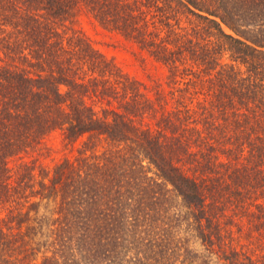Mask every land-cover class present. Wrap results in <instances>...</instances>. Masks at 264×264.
I'll use <instances>...</instances> for the list:
<instances>
[{"label": "trees", "instance_id": "16d2710c", "mask_svg": "<svg viewBox=\"0 0 264 264\" xmlns=\"http://www.w3.org/2000/svg\"><path fill=\"white\" fill-rule=\"evenodd\" d=\"M80 7L166 66L172 103L61 33ZM101 71L120 90L99 95ZM87 98L105 100L100 115ZM58 127L108 146L38 183L17 161ZM22 189L53 204L41 264H196L190 236L209 259L264 264V0H0V203L21 205ZM32 204L0 217V264H29L34 250H17ZM234 209L247 246L233 236Z\"/></svg>", "mask_w": 264, "mask_h": 264}, {"label": "rangeland", "instance_id": "374dc122", "mask_svg": "<svg viewBox=\"0 0 264 264\" xmlns=\"http://www.w3.org/2000/svg\"><path fill=\"white\" fill-rule=\"evenodd\" d=\"M64 24L66 26L64 31H60L61 26L58 31L62 34L66 33V37L71 36L73 31V34L75 32L85 38L93 49L101 53L103 57L114 66L115 75H117L118 72H121L127 75L131 80L141 83L142 87H145L141 88V90L144 91L146 95L151 97L153 96L154 87L158 85L163 89V92L169 102L172 103V99L170 98L171 85L168 81V70L166 66L149 55V53L140 47V45L133 39L125 36L118 29L109 26H102L83 7L77 9L71 22L65 21ZM224 30L230 32L226 27H224ZM67 60L72 63L69 56H67ZM69 65L72 66L71 64ZM82 68L80 71H84L85 74H87L88 71H85V64H82ZM115 75H110L103 71L94 75L96 82H98L95 85L100 92L99 95L102 96V93L104 95L108 94V87L113 88L116 86L117 90H120L118 88L119 85L114 83V79L117 78ZM59 89L61 92L66 91V87L64 85H60ZM104 95L102 97H105ZM86 101L88 103H93L94 109L98 111L99 115L102 113V107H105V100L95 99L91 102V100L87 98ZM121 101L122 100L119 97L116 99L114 98L112 106L115 108L118 107ZM139 118H135L136 122H139ZM144 121L151 127L155 128L156 121L154 118L146 116ZM107 146L108 144L104 139V136H97L92 139L88 133L81 135L76 141L71 142L64 137L63 127H58L43 135L39 142L31 144L27 151L21 152L19 157L20 159L17 162L23 161L29 164L33 168L35 181L39 183L44 176V181H46L50 177L53 167L63 159H74L79 156V153L80 155H91V153L100 155L107 148ZM13 163L14 161L10 163L11 166ZM38 189V185H36L35 190L37 191ZM22 190L25 194H22L21 197L19 196L18 198L21 205H15V203H11L9 201L0 203V217L4 215V210H11L14 207H16L17 210L24 207L23 209L25 210L28 203L33 202L29 213L30 220H28V223L25 221L19 228V231H21L23 235L20 236L19 244L21 242L22 243L19 246L20 248L18 247V254H16L23 257L26 250L32 249L34 251L30 253L29 264H41L44 254V240L46 239L45 228L42 227V225L44 220L47 223L46 218L51 219L54 217V215L51 214V205L53 204L49 202L51 205L46 207V204L48 203L45 199L39 198V195L37 194L30 197L28 196L30 190H27L26 192V189ZM24 195L28 196L27 203H23L25 200ZM239 213L240 211L237 209H234L233 211L227 210V215L231 216L228 221L232 228L234 238L240 239V241L247 246L248 236L251 235L247 227V217L238 218L236 215H240ZM29 226L33 227V230L31 229V233ZM41 227L43 233L42 236L39 234ZM188 244L198 253V257L196 258L198 260L196 261V264H226L224 261L218 262L215 257L209 259L208 256H206L204 247L200 244L199 240L194 237H189ZM245 249L247 250V248ZM11 254L15 255L13 251ZM48 254L50 253L48 252Z\"/></svg>", "mask_w": 264, "mask_h": 264}]
</instances>
